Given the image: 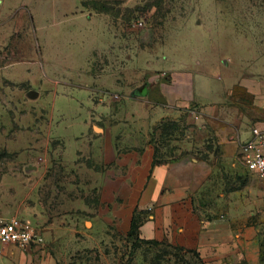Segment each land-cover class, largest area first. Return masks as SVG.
I'll list each match as a JSON object with an SVG mask.
<instances>
[{
    "label": "rangeland",
    "instance_id": "obj_1",
    "mask_svg": "<svg viewBox=\"0 0 264 264\" xmlns=\"http://www.w3.org/2000/svg\"><path fill=\"white\" fill-rule=\"evenodd\" d=\"M82 1L86 10L79 0H0V215L40 234L26 264H203L145 243L138 201L152 167L180 159L229 163L226 178L254 183L244 140L230 138L226 108L154 122L146 100L129 102L114 83L134 92L146 71L173 61L192 70L200 57L214 94L248 73L264 79V0ZM259 245L264 264V232Z\"/></svg>",
    "mask_w": 264,
    "mask_h": 264
},
{
    "label": "crops",
    "instance_id": "obj_2",
    "mask_svg": "<svg viewBox=\"0 0 264 264\" xmlns=\"http://www.w3.org/2000/svg\"><path fill=\"white\" fill-rule=\"evenodd\" d=\"M145 65L149 66L142 67ZM195 65L207 67L203 70L194 66L191 70L173 61L171 68L144 72L146 82L139 88L146 90L143 100L154 122L179 118L186 111L197 118L208 111L223 112V107L227 109L228 131L234 133L230 138L240 136L246 142L251 136L248 122L264 130V79H251L248 73L214 94L204 86L211 63L200 57ZM114 85L124 90L120 94L128 96L129 102L142 100L131 97L132 90L124 87L123 81L117 80ZM216 94L220 100H212ZM231 166L195 158L154 165L138 201L139 210L148 212L140 226V237L192 251L203 264H228L227 260L234 257L243 264H260L264 209L258 211V219L252 220L257 214L252 213V204L259 208L260 200L264 201V182L247 170L257 181L226 178L224 174L229 173L225 171ZM16 254L19 264L27 263L23 253L16 250L7 249L5 256Z\"/></svg>",
    "mask_w": 264,
    "mask_h": 264
},
{
    "label": "built area",
    "instance_id": "obj_3",
    "mask_svg": "<svg viewBox=\"0 0 264 264\" xmlns=\"http://www.w3.org/2000/svg\"><path fill=\"white\" fill-rule=\"evenodd\" d=\"M250 134V138L241 145L243 165L264 182V130L252 128ZM41 244L42 238L29 220L0 215V257L5 256L7 249L27 253Z\"/></svg>",
    "mask_w": 264,
    "mask_h": 264
},
{
    "label": "water",
    "instance_id": "obj_4",
    "mask_svg": "<svg viewBox=\"0 0 264 264\" xmlns=\"http://www.w3.org/2000/svg\"><path fill=\"white\" fill-rule=\"evenodd\" d=\"M146 96V90L145 88L141 89V90H135L134 92L131 93V97L133 98H144ZM26 98L29 101H35L36 99H38V94L34 91H29L26 94Z\"/></svg>",
    "mask_w": 264,
    "mask_h": 264
},
{
    "label": "trees",
    "instance_id": "obj_5",
    "mask_svg": "<svg viewBox=\"0 0 264 264\" xmlns=\"http://www.w3.org/2000/svg\"><path fill=\"white\" fill-rule=\"evenodd\" d=\"M79 1H80V4H81L82 8L86 10V6H85L84 2H83L82 0H79ZM98 13H99V12H98ZM101 13H102V12H101ZM146 219H147V217H146ZM144 241H145V243H147V244H152V245L159 244V243H156V242H154V241H146V240H144Z\"/></svg>",
    "mask_w": 264,
    "mask_h": 264
}]
</instances>
